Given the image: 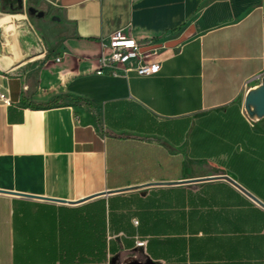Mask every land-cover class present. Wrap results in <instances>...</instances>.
<instances>
[{
  "label": "crops",
  "instance_id": "0c3cea01",
  "mask_svg": "<svg viewBox=\"0 0 264 264\" xmlns=\"http://www.w3.org/2000/svg\"><path fill=\"white\" fill-rule=\"evenodd\" d=\"M45 1L0 0V264H264V0ZM117 29L159 72H95Z\"/></svg>",
  "mask_w": 264,
  "mask_h": 264
},
{
  "label": "built area",
  "instance_id": "2783aa9c",
  "mask_svg": "<svg viewBox=\"0 0 264 264\" xmlns=\"http://www.w3.org/2000/svg\"><path fill=\"white\" fill-rule=\"evenodd\" d=\"M102 49L99 55L98 65L95 72L100 75H117L121 68L124 74L135 71L138 75H153L161 69V59L152 56V51H143L144 45L135 37L127 34L124 29H117L107 40H102ZM59 59V58H58ZM264 77V72L257 75L258 81ZM0 98L5 102L9 98L0 93ZM135 223H138L135 220ZM144 245V241H139Z\"/></svg>",
  "mask_w": 264,
  "mask_h": 264
},
{
  "label": "water",
  "instance_id": "95a60500",
  "mask_svg": "<svg viewBox=\"0 0 264 264\" xmlns=\"http://www.w3.org/2000/svg\"><path fill=\"white\" fill-rule=\"evenodd\" d=\"M160 47L159 44L155 45H145L143 47V51H149L153 50ZM244 107L247 116L251 120H258L262 117H264V77L261 78L259 81L258 85L251 88L245 96L244 99ZM221 177H224L225 179L229 180L230 182L234 183L236 186L241 188L250 198H252L254 201H256L258 204H260L262 207H264V202L253 195L250 191L242 187L237 181L229 177L228 175H221ZM165 183H170V182H165ZM161 184V182H153V183H148L145 185H140V186H149V185H157ZM2 191V190H0ZM57 200V199H56ZM64 202H71V201H66V200H61Z\"/></svg>",
  "mask_w": 264,
  "mask_h": 264
},
{
  "label": "rangeland",
  "instance_id": "374dc122",
  "mask_svg": "<svg viewBox=\"0 0 264 264\" xmlns=\"http://www.w3.org/2000/svg\"><path fill=\"white\" fill-rule=\"evenodd\" d=\"M30 1V0H29ZM31 2L33 3V4H37V2L39 3V4H43V8L42 9H47V6H46V4H44V3H46V1L45 0H31ZM41 4V5H42ZM139 241H142V240H139ZM145 245V244H144Z\"/></svg>",
  "mask_w": 264,
  "mask_h": 264
},
{
  "label": "trees",
  "instance_id": "16d2710c",
  "mask_svg": "<svg viewBox=\"0 0 264 264\" xmlns=\"http://www.w3.org/2000/svg\"><path fill=\"white\" fill-rule=\"evenodd\" d=\"M57 100H58V99H55V101H54V102H56ZM54 102H53V103H54Z\"/></svg>",
  "mask_w": 264,
  "mask_h": 264
}]
</instances>
